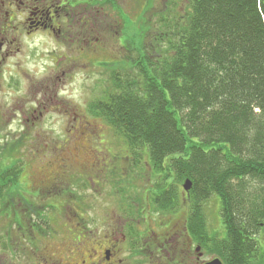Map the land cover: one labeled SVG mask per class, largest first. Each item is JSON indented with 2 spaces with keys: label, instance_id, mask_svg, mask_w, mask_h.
<instances>
[{
  "label": "trees",
  "instance_id": "obj_1",
  "mask_svg": "<svg viewBox=\"0 0 264 264\" xmlns=\"http://www.w3.org/2000/svg\"><path fill=\"white\" fill-rule=\"evenodd\" d=\"M176 5L143 24L138 16L128 19L136 28H127L124 49L112 61L118 68L109 75L114 88L88 110L119 133L133 164L152 171L146 191L154 205L169 204L175 214L187 206L191 238L209 257L223 264H259L264 260L258 241L264 232V0ZM84 122L91 128L71 126L80 137L96 128ZM12 153L0 157V213L6 218L23 175L17 160L4 163ZM46 196L42 205H68ZM210 199L219 205L221 224L212 232L204 213Z\"/></svg>",
  "mask_w": 264,
  "mask_h": 264
},
{
  "label": "rangeland",
  "instance_id": "obj_2",
  "mask_svg": "<svg viewBox=\"0 0 264 264\" xmlns=\"http://www.w3.org/2000/svg\"><path fill=\"white\" fill-rule=\"evenodd\" d=\"M131 1L128 3V13L134 20L136 15L131 13L140 5L133 3L134 0ZM178 5L180 4L175 6V10ZM165 8L167 6L162 3H158L152 11H149V6H146L144 13L138 18L140 21L148 18L155 20L156 17L152 18L150 13L152 15L157 11L167 13ZM134 23L128 20L126 27H131V30L135 31ZM81 34L85 37L83 31ZM24 38L19 41L21 52L15 51L18 44L13 42L8 45L12 54L5 57L3 61L1 58L3 55L0 54V79H2L0 85V157L5 159L9 157L10 152H13V158L4 163L8 165L17 160L23 173L22 178L30 184L32 175L40 170L39 166L43 167L47 174V171L53 170L48 167L52 160L70 151L73 142L81 143L85 146L83 149L89 153L86 158L88 162L85 163L89 167L83 168L79 164L70 163L65 172L66 179L62 184L58 183L56 188L53 187L49 189V192L46 191L49 196L62 194L70 206L78 205L80 207L78 216L92 231L113 221L122 222L118 218L120 212L117 202L120 201L128 208L135 204L140 206L139 211L137 210L139 217L134 218L133 223L144 221L145 218L152 221L151 223L159 218H167L154 212L152 197L148 200L145 194L149 188L147 180L154 179L151 178L152 171L145 168L142 163L132 165V155L128 153L124 139L101 118L93 117L88 110L93 102L101 101L103 96L114 88L113 80L109 75L113 70L118 71L117 67L112 68L111 65L116 63L112 62L113 59L118 57L119 52L124 49L123 39L119 41L117 33L112 32L110 36L103 38L105 45L98 48L96 53H89V50L83 49V52L77 53L78 58H75L76 53L72 54L74 61H71L68 60L70 57L65 49L57 46L55 41L47 37L33 36L27 41ZM78 40L81 41V39ZM147 48L150 47L147 46ZM57 58L59 60H56ZM29 64L33 65L31 69L28 67ZM40 68H44L43 73H40ZM10 76L14 77L16 82H13ZM37 102H39L40 112L43 113L41 117H39V112L34 115L28 109L32 108L36 111ZM24 108H27L29 113L26 122L21 121V117L15 114V111ZM85 120L95 124L96 128L92 131L90 129L80 137V134L75 133V129L71 126L77 128ZM13 125L15 131L10 129ZM78 175L81 177L79 178ZM153 183L152 181L151 184ZM17 185V192L11 194L12 204H18L19 201L30 203L33 197L32 188L30 192L27 185L23 187ZM45 197L47 196L42 195L41 201L45 200ZM43 203L45 204L46 200ZM141 206L147 207L143 213L140 212ZM45 213L50 215L53 221L48 230L52 233L55 231L60 233L56 239L48 240V244L64 241L65 237L70 236L67 231H76L77 226L59 212L47 210ZM204 213L209 230L211 232L220 230L219 205L215 199L206 202ZM67 215L70 217V213ZM181 219L179 213L174 217L175 222L172 224L177 225ZM65 225L68 227H64ZM9 228L6 214L0 213V237L9 232ZM258 241L262 243L264 251V232L258 236ZM193 250L192 247V253ZM194 258L192 254L193 262ZM259 264H264V260Z\"/></svg>",
  "mask_w": 264,
  "mask_h": 264
},
{
  "label": "flooded vegetation",
  "instance_id": "obj_3",
  "mask_svg": "<svg viewBox=\"0 0 264 264\" xmlns=\"http://www.w3.org/2000/svg\"><path fill=\"white\" fill-rule=\"evenodd\" d=\"M178 1L182 0H134L133 3L140 7L131 14L136 17L142 15L146 6H149L148 10L152 11L158 3L167 6L165 10L170 12V7L176 5ZM129 2L132 1L0 0L2 61L12 54L8 45L13 42L18 44L15 51L21 52L19 41L24 37L43 36L55 41L57 46L65 49L70 57L67 59L71 61H74L72 54L83 52V49L89 50V53H96L98 48L105 45L104 39L112 32L117 33L118 40L123 39L124 44V36L127 33L126 24L131 18L128 13ZM158 13L157 11L154 14ZM154 14L150 13L151 17ZM81 31L84 32L85 37ZM77 43L79 44L76 45ZM78 56L77 54L75 58ZM10 79L16 82L14 77L10 76ZM1 81L2 79H0V85ZM38 103H36V111L32 108L28 109L34 115L39 112L41 117L43 113L40 112ZM28 109H19L15 111V114L21 117V121L26 122L29 115ZM78 128L80 131L82 128L86 130L91 126L83 122ZM83 148L85 146L81 143L73 142L70 151L48 164L52 171H47L45 174L44 168L39 166L40 170L32 175L30 184H27L21 176L18 184L22 187L27 185L29 191L32 188L36 195L30 203L19 201L18 204L8 206L10 215L6 220L10 228L9 232L0 237V264H208L214 261V257H209L206 253V247L194 242L191 238L186 223L189 216L186 205H183L185 212H179L182 219L177 225L172 223L175 222L174 217L178 214L170 210L169 204L165 205V203L161 206L152 203V209L156 214L167 218H159L153 223L145 218L144 221L133 223L132 220L139 217L137 210L139 211L140 206L135 204L128 208L120 201L117 202L120 212L118 218L122 222L113 221L93 231L89 230L85 221L78 216L80 210L78 205L70 206L62 203L54 208L42 205L41 196L48 195L46 191L56 188L58 183L62 184L67 177L65 172L70 163L79 164L83 168L89 167L85 164L88 162L86 158L89 153ZM132 165L135 164L132 163ZM78 177L81 176L78 175ZM145 194L148 200L153 196L148 191H145ZM53 196H57L59 200H65L62 194ZM48 207L64 215L77 226L75 232L67 231L69 238L65 237L64 241L56 244H48V240L56 239L60 235L57 231L52 233L48 230L51 223L53 224L50 216L48 217L45 213ZM146 208L141 206L140 212H145ZM69 213L70 217L67 215ZM192 254L195 257L194 262Z\"/></svg>",
  "mask_w": 264,
  "mask_h": 264
},
{
  "label": "water",
  "instance_id": "obj_4",
  "mask_svg": "<svg viewBox=\"0 0 264 264\" xmlns=\"http://www.w3.org/2000/svg\"><path fill=\"white\" fill-rule=\"evenodd\" d=\"M191 188V183L189 181H186L184 184H183V189L185 192H188ZM209 264H220L218 261H213Z\"/></svg>",
  "mask_w": 264,
  "mask_h": 264
},
{
  "label": "clouds",
  "instance_id": "obj_5",
  "mask_svg": "<svg viewBox=\"0 0 264 264\" xmlns=\"http://www.w3.org/2000/svg\"><path fill=\"white\" fill-rule=\"evenodd\" d=\"M24 39H25V41L28 40L27 37H25ZM53 47H55L54 44H53ZM17 58H21V57H17ZM28 67L31 69V68L33 67V65H32V64H29ZM43 72H44V68H40V73H43ZM62 94H64V93H62ZM10 129H11L12 131H15V130H16L14 125H13V126H10Z\"/></svg>",
  "mask_w": 264,
  "mask_h": 264
}]
</instances>
